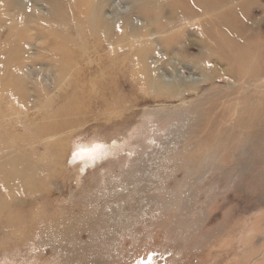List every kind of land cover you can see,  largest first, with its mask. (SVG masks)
<instances>
[{"label": "rangeland", "instance_id": "1", "mask_svg": "<svg viewBox=\"0 0 264 264\" xmlns=\"http://www.w3.org/2000/svg\"><path fill=\"white\" fill-rule=\"evenodd\" d=\"M74 3L0 0V264H264V135L243 128L264 109V0L230 4L243 64L189 33L188 55L155 65L164 83L122 79L108 105L53 119L74 96L77 66L53 84L54 59L83 46ZM135 5L107 0L90 42L143 27ZM14 163L30 189L8 187Z\"/></svg>", "mask_w": 264, "mask_h": 264}, {"label": "bare ground", "instance_id": "2", "mask_svg": "<svg viewBox=\"0 0 264 264\" xmlns=\"http://www.w3.org/2000/svg\"><path fill=\"white\" fill-rule=\"evenodd\" d=\"M68 1L70 3L71 0ZM106 1L75 0L71 19L73 18L82 31L78 42L83 41V46L75 48L76 45L71 44L74 55L61 51L54 59L57 76L53 79V84L57 86L70 74L72 68L77 66L68 81V86L71 85L73 88L74 96L65 102L63 109L43 113L45 117L55 119L65 113L81 114L82 103L95 97L108 105V102H111L110 95L117 93L116 82L122 79H128L137 86H156L164 83L163 74L155 73V65H166L165 63L172 59L174 53L180 57L188 55V46H183L182 43L189 33H192L195 39H188L189 42H196L197 47L202 51L207 46L202 35L204 33L214 41L215 47L230 53L231 62L236 60L243 64L246 58L243 57L242 46L235 38L240 33V26H235L234 22L235 8L230 5L235 0H133L136 4L132 8L133 13L144 26L135 27L126 22L123 32L113 33L102 45L93 44L90 41L97 36L99 30L101 34L108 29L107 24L102 20ZM247 4L250 3L241 4L242 10ZM22 11L23 14L26 13L24 8ZM205 15H212L213 20H218L221 25V38L211 34L209 27L204 24L205 20L202 17L204 18ZM25 19L27 17L21 21L27 23ZM196 22L201 25L200 29L189 27ZM154 36L155 38H151ZM153 39H156L159 45L154 44ZM65 44L67 43L63 41V45ZM63 45H60V49L65 48ZM158 52L162 55L159 56ZM243 128L251 129L248 140L251 139V143L255 144L259 136L264 135V109H257L253 116L248 117ZM15 164L5 174L7 177L11 176L8 187L19 186L30 189L29 184L33 174L31 169L19 170Z\"/></svg>", "mask_w": 264, "mask_h": 264}]
</instances>
